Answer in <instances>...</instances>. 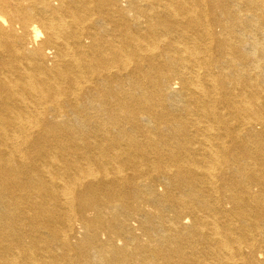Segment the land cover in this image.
I'll return each instance as SVG.
<instances>
[{
  "label": "bare ground",
  "instance_id": "obj_1",
  "mask_svg": "<svg viewBox=\"0 0 264 264\" xmlns=\"http://www.w3.org/2000/svg\"><path fill=\"white\" fill-rule=\"evenodd\" d=\"M0 264H264V0H0Z\"/></svg>",
  "mask_w": 264,
  "mask_h": 264
},
{
  "label": "rangeland",
  "instance_id": "obj_2",
  "mask_svg": "<svg viewBox=\"0 0 264 264\" xmlns=\"http://www.w3.org/2000/svg\"><path fill=\"white\" fill-rule=\"evenodd\" d=\"M62 142H66L67 140H61ZM79 223V222H78ZM78 228V227H77ZM80 228V227H79ZM76 231V232H75ZM73 233H74V236H76L74 239H72V244H76V242H78V240L81 238V233H80V229H77L75 230ZM78 231V232H77ZM82 232V231H81ZM78 239V240H77ZM74 240V241H73ZM75 242V243H74ZM74 253V252H73ZM72 253V254H73Z\"/></svg>",
  "mask_w": 264,
  "mask_h": 264
}]
</instances>
